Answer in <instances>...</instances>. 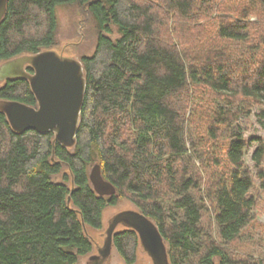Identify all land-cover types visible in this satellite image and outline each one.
<instances>
[{"label": "trees", "instance_id": "obj_1", "mask_svg": "<svg viewBox=\"0 0 264 264\" xmlns=\"http://www.w3.org/2000/svg\"><path fill=\"white\" fill-rule=\"evenodd\" d=\"M61 6L82 8L97 31L80 60L77 141L17 133L0 111V264H81L96 248L88 229L124 199L157 225L171 264H264L234 248L255 240L264 206V136L254 173L243 123L264 107V0H10L0 64L55 47ZM10 101L38 107L26 79L1 84ZM95 165L115 195L95 192ZM114 247L136 264L135 231L116 232Z\"/></svg>", "mask_w": 264, "mask_h": 264}, {"label": "water", "instance_id": "obj_2", "mask_svg": "<svg viewBox=\"0 0 264 264\" xmlns=\"http://www.w3.org/2000/svg\"><path fill=\"white\" fill-rule=\"evenodd\" d=\"M9 1L0 0V22L6 14ZM26 68H31L34 73H29ZM0 74L4 82L17 78L28 80L38 103L36 108L16 101L0 102V111L6 115L15 132H52L55 135L54 144L69 149L75 146L87 92L81 61L64 57L53 50H45L1 63ZM89 179L99 196L116 194L115 186L104 180L99 165L91 169ZM120 226L138 234L141 248L152 264H171L159 228L153 220L136 209L123 210L111 217L103 245H97L98 255L90 257L91 264L108 261L114 248V235Z\"/></svg>", "mask_w": 264, "mask_h": 264}, {"label": "rangeland", "instance_id": "obj_3", "mask_svg": "<svg viewBox=\"0 0 264 264\" xmlns=\"http://www.w3.org/2000/svg\"><path fill=\"white\" fill-rule=\"evenodd\" d=\"M58 22L57 44L51 50L64 57H73L79 61L82 60L84 56H91L94 53L97 45L95 22L82 8L78 6L59 7ZM117 36L118 34L116 33L114 37ZM3 82L4 79L0 74V86ZM263 110L264 107H256L251 117L246 122L243 121L244 125L247 123L244 136L247 139L252 140V146L249 149L245 160L246 164L254 173H256V171L252 156L257 149V142L253 140L257 137L264 136V120L259 116ZM134 208L133 203L124 199L121 200L118 205L109 206L104 211L103 228L101 230L88 229L89 234L95 241L96 248L90 255L82 257L81 264H91L90 257L92 255H98L97 245H103L105 231L111 217L123 210ZM123 229L124 227L120 226L117 228L116 232L122 231ZM251 234H255V240H252L251 245L249 244V241L246 240L244 243H237L236 247H234L236 249L235 253L241 258L253 254L256 256L257 253L264 256V206H261L259 210H257L256 219L251 228ZM104 264H124L122 257L115 247L112 250L110 258ZM136 264H152L151 259L141 247L137 252Z\"/></svg>", "mask_w": 264, "mask_h": 264}, {"label": "flooded vegetation", "instance_id": "obj_4", "mask_svg": "<svg viewBox=\"0 0 264 264\" xmlns=\"http://www.w3.org/2000/svg\"><path fill=\"white\" fill-rule=\"evenodd\" d=\"M26 71H28V72L31 73V74L34 73V71H33V72H32V71H29V68H26Z\"/></svg>", "mask_w": 264, "mask_h": 264}]
</instances>
